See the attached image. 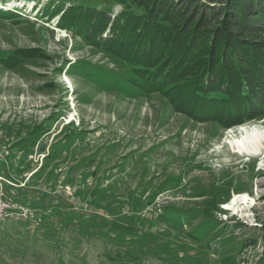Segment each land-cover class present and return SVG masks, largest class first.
Segmentation results:
<instances>
[{"label": "rangeland", "instance_id": "374dc122", "mask_svg": "<svg viewBox=\"0 0 264 264\" xmlns=\"http://www.w3.org/2000/svg\"><path fill=\"white\" fill-rule=\"evenodd\" d=\"M92 11L113 22L145 15L122 0H0V177L44 216L37 229L0 222V264H264V196L251 178L262 161L246 159L250 171L221 156L238 131L264 118L232 128L199 120L182 93L171 99L176 87L127 61L132 48L145 49L146 34L113 39L115 28L93 22ZM91 31L104 34L92 42ZM157 38L149 56L207 66V36ZM222 171L239 183L215 193L210 176ZM36 193L49 205L37 207ZM243 193L249 203L239 212L232 204Z\"/></svg>", "mask_w": 264, "mask_h": 264}, {"label": "trees", "instance_id": "16d2710c", "mask_svg": "<svg viewBox=\"0 0 264 264\" xmlns=\"http://www.w3.org/2000/svg\"><path fill=\"white\" fill-rule=\"evenodd\" d=\"M122 1L144 9L145 15L122 14L113 22L109 13L91 12L93 22L99 20V25L115 28L113 39H118L116 33L126 30L141 31L151 44L159 40V35L179 38L186 31L195 43L204 35L211 39L207 66L203 68L187 65V59L173 63V57L168 55L149 56L156 54L158 44L148 50V41L144 50L131 49L128 62L145 72L155 70L149 74L155 84L176 87L172 100L180 92L184 102L191 100L201 113L199 120L221 119L229 128L264 118V0H224L225 6L219 8L186 0H153L157 8L136 0ZM117 24L120 28L116 29ZM176 26L183 31L177 32ZM102 34L98 33L97 38ZM86 36L97 42L92 31ZM111 41L98 39L104 46Z\"/></svg>", "mask_w": 264, "mask_h": 264}, {"label": "bare ground", "instance_id": "6f19581e", "mask_svg": "<svg viewBox=\"0 0 264 264\" xmlns=\"http://www.w3.org/2000/svg\"><path fill=\"white\" fill-rule=\"evenodd\" d=\"M73 122H75L74 118H72L68 122V124H71ZM235 135H236L235 138H237L239 140H237V142L231 143L230 147H229L230 150L229 151H227V150L223 151L221 153V156H224V157L227 156L228 158H233V157L237 158V161H235V162L231 161V163H230V166H232L234 169L235 168L245 169L246 166L249 167V165H247L248 163H245L246 159H249L250 163H256V161L261 160L262 161L261 167H259L257 169V171H251V169L253 168L252 166H254L253 164H252V166L250 165L251 168L250 167L249 168L251 171V178H258L257 186L259 188V191H258L257 195L264 196V121L252 122L249 130L238 131ZM254 168H255V166H254ZM252 170H254V169H252ZM222 175L223 176L220 178H217L215 176V174H212V176H210V177H212L209 180L210 186L212 187V189L214 190L215 193H217L219 191L222 192V189H224V187H227L228 185H230L232 182L237 183V180H238L237 178L239 177L238 175H235L234 173L233 174H231L229 172L227 173V171H222ZM226 178H227V180H225ZM246 193H248L250 196L253 194V192L249 191V190ZM243 194H244L243 196H237V194H235L234 201H233L232 205L235 206L236 208L237 207L239 208L242 205L245 206V205H247V203H249L248 200H249L250 196L245 195V193H243ZM212 198L211 199L214 202V200H215L214 196ZM219 198H221V200L226 199L227 194H224L223 197L220 196ZM224 208H228V207H224ZM238 208L235 210H238ZM245 208L247 210V207H245ZM241 211H243V210H241Z\"/></svg>", "mask_w": 264, "mask_h": 264}, {"label": "built area", "instance_id": "2783aa9c", "mask_svg": "<svg viewBox=\"0 0 264 264\" xmlns=\"http://www.w3.org/2000/svg\"><path fill=\"white\" fill-rule=\"evenodd\" d=\"M4 183L6 181L0 177V222L17 221L28 223L34 229L41 227L44 216L40 211L24 204L14 193L6 191Z\"/></svg>", "mask_w": 264, "mask_h": 264}, {"label": "crops", "instance_id": "0c3cea01", "mask_svg": "<svg viewBox=\"0 0 264 264\" xmlns=\"http://www.w3.org/2000/svg\"><path fill=\"white\" fill-rule=\"evenodd\" d=\"M36 196L37 197L34 200L37 202L36 204L37 207L42 208V204L44 206L49 205L48 202H50V199H48L47 195H45L44 193H38V194L36 193ZM27 205H32V204L28 203Z\"/></svg>", "mask_w": 264, "mask_h": 264}]
</instances>
